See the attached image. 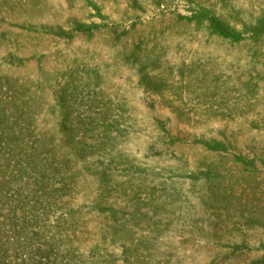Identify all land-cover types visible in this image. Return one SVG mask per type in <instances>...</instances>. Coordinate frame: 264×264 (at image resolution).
Wrapping results in <instances>:
<instances>
[{"label":"rangeland","instance_id":"rangeland-1","mask_svg":"<svg viewBox=\"0 0 264 264\" xmlns=\"http://www.w3.org/2000/svg\"><path fill=\"white\" fill-rule=\"evenodd\" d=\"M0 264H264V0H0Z\"/></svg>","mask_w":264,"mask_h":264}]
</instances>
